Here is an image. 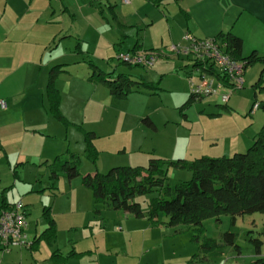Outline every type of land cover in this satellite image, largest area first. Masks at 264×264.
Instances as JSON below:
<instances>
[{
    "label": "crops",
    "instance_id": "0c3cea01",
    "mask_svg": "<svg viewBox=\"0 0 264 264\" xmlns=\"http://www.w3.org/2000/svg\"><path fill=\"white\" fill-rule=\"evenodd\" d=\"M9 2L10 0H6L0 5L1 13L8 8ZM23 2V11L18 12L16 17H24L26 12L32 11L35 19L27 21L37 23L40 17L47 20L57 14L51 4L52 0ZM76 2L77 0H58L61 15L67 14L71 21L68 29L76 22L72 12ZM83 5L104 24H89L90 29L88 26L86 32L73 35L64 33L53 47L56 35L51 39H48V36H0V100L6 103L5 109L0 108V209L17 201L23 204L29 223L26 238L30 243L27 247H12L7 251L0 249V264H114L118 257L126 261L127 256H137L133 255V243L140 245L146 254L134 257L137 264H148L147 256L150 251L154 247L162 246L164 237L181 230L180 226L169 227L162 223L166 218L161 214L156 218L158 223L153 224L146 217L135 218L127 212L113 210L106 205L96 206L91 191L82 185L80 176H77L79 180H76L77 177L68 179L63 175L52 178V163L57 156L75 154L86 159V133H93L94 139L98 137L95 127H85L77 123L80 120V110L78 114L75 98L83 93L85 84L81 78L86 79L85 73L82 77L76 76L81 68L85 71V66L81 67L80 61L92 68V74L98 71L108 74L106 78L109 80H115L118 75L133 80V75L121 71L123 69L118 67L112 57L107 62L110 68L107 72L100 70L90 60H78L77 55L82 52L79 40L75 43L72 56L70 49L61 46L65 41H69V36H96L95 39L89 38L87 41L84 39L87 46L90 42L99 47L108 44L115 48V45L117 48L114 50L117 53L153 51L157 53L156 58H162L165 62L172 61L182 72L177 76L185 80V100L182 104L189 98L188 80L180 67L185 60L171 55L169 45L180 41L185 32L197 37H216L219 34L232 33L242 40V56L245 54L246 44L257 51V37L264 40V36L250 34L257 29L256 24L260 25L258 28L264 32V0H129L127 4L122 0H83ZM243 16L246 17L243 18L246 22L240 25L238 21ZM102 36H112L113 39L109 42ZM46 48L49 53L43 62ZM65 51L71 59L58 61V57L66 56L62 54L56 56L57 61H51V55ZM114 63L116 70H120L116 75L115 69H111ZM54 68L56 74L53 88L57 92V112L52 111L47 95L49 76ZM141 68L144 71L148 69ZM133 81L156 85L161 81V76L153 82L144 78L138 69L137 78ZM100 82L105 85L109 97L113 99H126L132 93L118 98L110 94L104 82ZM140 88L151 90L152 94H155L153 90L157 89L140 86L133 92ZM201 100L202 98L195 101ZM179 109L181 110V107ZM181 115L186 117L185 113ZM145 117L152 121L148 114L142 115L140 121ZM71 127L77 131V134H74L73 147L68 137ZM246 142L231 141L221 156L239 152ZM201 143L204 145V140H193L191 145H196L195 147L187 145L184 150L169 151L167 159L164 160L215 157L210 149L202 147ZM150 158L154 157L148 155L147 160ZM86 160L93 169L80 172L81 175L101 172L95 164ZM95 208L99 210L97 213ZM46 215L54 221V231L51 235L43 233L48 227ZM167 229H170L171 234Z\"/></svg>",
    "mask_w": 264,
    "mask_h": 264
},
{
    "label": "rangeland",
    "instance_id": "374dc122",
    "mask_svg": "<svg viewBox=\"0 0 264 264\" xmlns=\"http://www.w3.org/2000/svg\"><path fill=\"white\" fill-rule=\"evenodd\" d=\"M5 1L0 0V5L2 6ZM23 1L10 0L5 12H0V36H48V39H51L52 36L56 35L53 47L60 41L64 33L73 35L78 32H86L88 26L90 29L89 24L93 26H97L96 23L104 24L101 23L96 14L88 11L89 8L83 5V0H77L76 7L72 8L76 22L71 25V29H68L69 22H71L68 15H61L58 0H52L51 3L57 11L56 15L47 18V20L40 17L37 23L27 21L35 19L32 11L26 12L24 17H16L18 12L23 11ZM243 18L246 17L243 16L238 21L240 25L246 22ZM108 19L111 22L110 17ZM255 26L257 29L250 34L252 36H264V32L258 28L260 25L256 24ZM244 28L246 29V26ZM104 29L108 30L107 27ZM94 37L96 36H69V41H65L61 46L67 50L70 49V54L73 56L75 43L79 40L82 52L78 53L80 57L77 55V59L90 60L104 72L109 71L107 62L112 57L114 62L118 63V67L123 69L121 71L133 75V80L137 78L138 69L144 78L153 82H156L161 76V81L156 84L157 89L153 90L155 94H152L151 90L140 88V90L132 91L126 99H113V97H109L105 85L94 78L91 72L92 68H88L87 63L85 65L82 60L80 61L81 67L85 66V71L81 68L77 71L76 76L82 77L85 73L86 79L81 78L85 84L83 93L75 98L78 114L80 110V120L77 123L81 126L97 129L98 137L93 139V145L97 151L95 166L101 172H106L111 166L129 164H140L147 167L148 155L149 157L167 159L169 151L184 150L187 145L195 147L196 145H191L193 140L197 142L204 140V145L201 143V146L209 148L215 157L221 156L225 147L229 146L233 140L247 141L241 146L239 152H245L248 145H251L252 136L258 132L264 122V111L261 107L255 113L250 114V108L254 101L260 104L264 102L262 61L264 58V40L257 37L256 41L258 42L255 44L257 51L252 50V46L248 47L246 44L243 57L253 53L255 59L245 65L244 86L230 94L226 104L228 109H225L217 95L204 96L201 101L182 104L185 100L183 94L185 80L177 76L182 72H180L178 65L172 61H167V63L158 57L154 66L145 71L137 66L128 68L131 65H125L116 59L117 51L114 49L117 47L115 45V48L108 44L99 47L90 42L87 46L84 39L87 41L89 38L95 39ZM102 37L109 42L113 39L112 36ZM49 45H51V41ZM45 51L43 62H45L44 59L47 57L49 49L46 48ZM62 54H66V56L59 58L58 56ZM51 56H53L51 61H57V57L58 61L71 59L67 51L65 53L56 52ZM116 63H114V67H111V69H115L114 75L120 71L116 70ZM184 64L189 63L182 62L180 67L183 69L185 68ZM71 70L73 71V69ZM260 77L262 78L257 86ZM183 113L186 115L185 118L181 115ZM145 114L151 116L156 126L155 131L147 128L140 121V117ZM68 133L73 147L75 145L74 134H77V131L71 127ZM87 169L92 170L93 167L82 157L79 171L85 172ZM166 176L169 180L175 181L187 180L191 174L186 170L168 168ZM76 180H79V177ZM156 195L157 192L153 191L137 198L142 210L146 209L149 199ZM263 222L264 215L260 212L236 216L235 220H232L228 215H221L218 221L215 218H207L202 221L198 242L192 241L193 235L198 234L197 230L180 225L181 230L174 231L173 235L164 237L162 246L154 247L150 251L147 256L148 264H251L257 257L264 259ZM167 232L171 234L170 229H167ZM226 232L234 234L232 244L225 241L224 233ZM254 239L261 242L258 249L253 242ZM208 240L210 242L205 245ZM133 245L135 250L133 255L137 256H127L126 261L118 257L114 264H137L134 257H140L142 253L144 256L146 255L140 245L135 243Z\"/></svg>",
    "mask_w": 264,
    "mask_h": 264
},
{
    "label": "trees",
    "instance_id": "16d2710c",
    "mask_svg": "<svg viewBox=\"0 0 264 264\" xmlns=\"http://www.w3.org/2000/svg\"><path fill=\"white\" fill-rule=\"evenodd\" d=\"M216 37L227 44L226 51L232 58L243 61L245 65L255 59L253 53L246 57L241 55L240 37L232 33L219 34ZM262 61L264 72V58ZM55 74L54 68L49 76L47 95L52 111L57 112V92L53 88ZM93 75L107 85L110 94L118 98L140 86L157 88L155 84L136 82L124 75H118L115 80L107 79L108 74L98 71H94ZM200 99H194L189 94L186 102ZM260 107L264 111V102ZM223 108L228 109L226 104ZM141 122L151 130H156L148 117L141 119ZM94 137L93 133H86L84 157L92 164H95L97 157L92 142ZM81 160V156L75 154L57 156L52 163V178L56 179L60 175L68 179L80 176L82 185L91 191L96 206L106 205L113 210L127 212L135 218L146 217L153 224L158 223L156 218L162 214L166 218L162 223L169 227L184 225L197 230L198 234L192 238L195 242L199 240L202 221L207 218L218 221L221 215H228L235 220L236 216L252 212L264 215V122L246 151L235 152L230 156H200L192 160L150 158L147 167L113 166L104 173L96 171L83 175L79 171ZM168 168L189 171L191 177L187 180H169L166 176ZM153 191L157 195L150 198L146 209L142 210L137 198ZM94 210L96 213L99 211L97 208ZM45 217L48 227L43 233L51 235L54 221L47 215ZM224 239L232 244L234 234L226 232ZM208 242L210 241L205 245ZM253 242L258 249L260 240L254 239ZM251 264H264V259L257 257Z\"/></svg>",
    "mask_w": 264,
    "mask_h": 264
},
{
    "label": "built area",
    "instance_id": "2783aa9c",
    "mask_svg": "<svg viewBox=\"0 0 264 264\" xmlns=\"http://www.w3.org/2000/svg\"><path fill=\"white\" fill-rule=\"evenodd\" d=\"M129 3V0H122ZM227 44L217 37H197L185 32L181 40L169 45V52L175 57H182L189 64L185 65L189 84V94L194 99L217 95L221 103L227 104L230 94L244 86L245 64L232 58L226 51ZM157 53L118 52L116 59L126 65L149 68L153 66ZM260 107L254 101L250 113ZM0 108L6 103L0 100ZM27 212L23 204L17 201L0 209V249L7 251L12 247H27L28 228Z\"/></svg>",
    "mask_w": 264,
    "mask_h": 264
}]
</instances>
